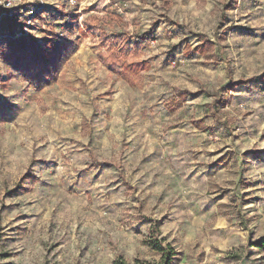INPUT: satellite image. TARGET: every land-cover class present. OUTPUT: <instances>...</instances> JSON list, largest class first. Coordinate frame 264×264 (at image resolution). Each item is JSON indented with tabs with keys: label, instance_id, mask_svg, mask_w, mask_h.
I'll list each match as a JSON object with an SVG mask.
<instances>
[{
	"label": "rangeland",
	"instance_id": "obj_1",
	"mask_svg": "<svg viewBox=\"0 0 264 264\" xmlns=\"http://www.w3.org/2000/svg\"><path fill=\"white\" fill-rule=\"evenodd\" d=\"M237 2L0 13V53L13 33L80 41L42 87L0 57V264H163L154 239L171 264H264V0ZM92 20L145 36L146 70H109Z\"/></svg>",
	"mask_w": 264,
	"mask_h": 264
},
{
	"label": "trees",
	"instance_id": "obj_2",
	"mask_svg": "<svg viewBox=\"0 0 264 264\" xmlns=\"http://www.w3.org/2000/svg\"><path fill=\"white\" fill-rule=\"evenodd\" d=\"M237 3V0H229L224 10L236 8ZM87 24L93 39L98 42L96 47L99 50V58L109 70L124 69L135 74L146 70L145 64L140 60V52L143 49L141 42L145 36H130L114 30L108 32L104 26L96 24L93 20ZM48 33L47 40L42 43L29 35L19 38L13 33L4 51L0 53L1 59L17 68L21 76L34 87H42L44 77L53 81L64 63L80 46L78 39L63 37L54 31ZM152 233L159 234L158 225L152 226ZM151 245L162 256L163 264H171L176 254L169 245L164 244L163 239H154ZM256 245L264 249V239Z\"/></svg>",
	"mask_w": 264,
	"mask_h": 264
},
{
	"label": "built area",
	"instance_id": "obj_3",
	"mask_svg": "<svg viewBox=\"0 0 264 264\" xmlns=\"http://www.w3.org/2000/svg\"><path fill=\"white\" fill-rule=\"evenodd\" d=\"M30 0H0V12L1 14H8L12 16V12L15 8L20 5L29 2ZM66 3L69 7H74L77 5V0H60Z\"/></svg>",
	"mask_w": 264,
	"mask_h": 264
}]
</instances>
